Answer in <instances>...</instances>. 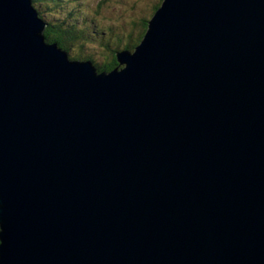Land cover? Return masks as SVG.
I'll use <instances>...</instances> for the list:
<instances>
[{"label": "water", "instance_id": "water-1", "mask_svg": "<svg viewBox=\"0 0 264 264\" xmlns=\"http://www.w3.org/2000/svg\"><path fill=\"white\" fill-rule=\"evenodd\" d=\"M44 30L0 0V264H264V0H163L102 73Z\"/></svg>", "mask_w": 264, "mask_h": 264}, {"label": "rangeland", "instance_id": "rangeland-1", "mask_svg": "<svg viewBox=\"0 0 264 264\" xmlns=\"http://www.w3.org/2000/svg\"><path fill=\"white\" fill-rule=\"evenodd\" d=\"M47 2H50V15L46 17L49 19L52 15L65 17L68 20L77 21L80 27L87 29L86 37L88 38L80 40V42H84V46L76 43L74 45L76 48L73 49V46L70 45V52L72 53L73 50V54L76 57L79 56L77 61L89 62L87 58L92 56V60L99 63L112 59L111 54H113L114 48L111 47L112 50L107 47L102 49L104 40L108 37L107 31L113 35L125 31L126 28L130 30L135 23L134 21L145 16V11L151 6L159 4L160 0H109L108 5L104 0H67L64 2L63 8L53 4L50 0ZM78 3H80L82 10L79 9ZM97 19L99 20L98 23L96 22ZM131 29L132 34L137 35V28ZM140 35L138 33L137 36ZM126 51H131V49Z\"/></svg>", "mask_w": 264, "mask_h": 264}, {"label": "trees", "instance_id": "trees-1", "mask_svg": "<svg viewBox=\"0 0 264 264\" xmlns=\"http://www.w3.org/2000/svg\"><path fill=\"white\" fill-rule=\"evenodd\" d=\"M50 1L53 4L58 5L60 8H63L64 2H67V0ZM162 1L163 0H160L159 4L151 6L149 9H147L145 11V16H143L141 19L134 21L135 23L131 26V28H137V35L139 33V35L141 34L140 36H137L135 34L133 35L131 32V28L130 30L126 28L125 31L119 32V34L114 33L113 35H111L107 31L106 35L108 34V37L105 38L102 49H105L107 47L110 50L111 47H113L114 50L111 49L114 55L112 59L97 63L92 60V56H90L91 58H87V60L94 64L99 73L109 72L120 67L118 59L116 57V53L123 50H134L135 47L139 45L148 29L149 21L161 6ZM104 2L108 5L109 0H104ZM49 3L50 2H47V0H32L33 8L39 13L40 18L43 19L47 24V27L43 33L46 42L57 43L68 53L69 59L73 61L78 60L77 58H79V56L76 57V55L73 54V50L72 53L70 52V45L73 46V49L76 48V46H74L76 45V43L77 45L84 46V42H80V40H86L88 38L86 37L87 29L80 27L77 21H71L66 19L65 17L61 18L55 15H52L50 19L46 17L47 15H50ZM78 7L80 10H82L80 3H78ZM98 21L99 20L97 19L96 22L98 23ZM72 55H75V57H72Z\"/></svg>", "mask_w": 264, "mask_h": 264}, {"label": "bare ground", "instance_id": "bare-ground-1", "mask_svg": "<svg viewBox=\"0 0 264 264\" xmlns=\"http://www.w3.org/2000/svg\"><path fill=\"white\" fill-rule=\"evenodd\" d=\"M31 3H32V0H31ZM36 14H37V18L40 20V22H42L43 23V25L45 26V29H46V27H47V24L45 23V21L43 20V19H41L40 18V16H39V13L36 11ZM45 31V30H44ZM59 46V45H58ZM60 47V46H59ZM61 48V47H60ZM62 49V48H61ZM64 50V49H63ZM65 51V50H64ZM126 50H123V52H125ZM71 60V59H70ZM69 60V62H71ZM73 61V60H72ZM74 61H77V60H74ZM89 61V60H88ZM90 62V61H89ZM92 63V62H91ZM92 65L94 66V64L92 63ZM95 67V66H94ZM121 68V66L118 68V69H120ZM95 70H96V72H98L97 71V69H96V67H95ZM114 70V69H113ZM99 73V72H98Z\"/></svg>", "mask_w": 264, "mask_h": 264}]
</instances>
